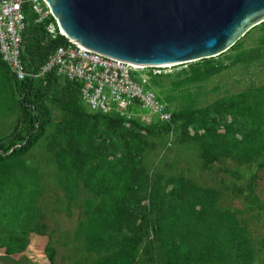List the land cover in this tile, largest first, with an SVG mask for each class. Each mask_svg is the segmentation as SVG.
I'll return each mask as SVG.
<instances>
[{
	"label": "trees",
	"instance_id": "obj_1",
	"mask_svg": "<svg viewBox=\"0 0 264 264\" xmlns=\"http://www.w3.org/2000/svg\"><path fill=\"white\" fill-rule=\"evenodd\" d=\"M25 12L22 60L35 73L66 38L48 33L56 23L52 15L37 22L29 5ZM254 31L261 34L259 47L246 51L243 39ZM244 38L217 58L153 77L151 86L172 119L152 125L87 110L80 84L56 73L19 81L0 57V249L7 256L24 252L27 235L46 228L38 222L40 167L30 164L43 146L65 194L76 200L84 188L91 195L76 232L84 249L97 255L87 264H138L142 254L155 264H254L247 227L219 208L220 189L166 172L168 163L151 168L147 162L159 146L168 148L173 132L178 145H196L204 168L229 161L256 165L255 190L264 172V85L206 107L197 106L198 95L190 91L231 67L263 59L264 23ZM179 101L181 106L172 109ZM47 252L54 264L55 248Z\"/></svg>",
	"mask_w": 264,
	"mask_h": 264
},
{
	"label": "rangeland",
	"instance_id": "obj_2",
	"mask_svg": "<svg viewBox=\"0 0 264 264\" xmlns=\"http://www.w3.org/2000/svg\"><path fill=\"white\" fill-rule=\"evenodd\" d=\"M260 35L258 31H254L244 38V49L251 51L259 47ZM180 69L182 66H171L162 68L161 72L176 73ZM168 82L165 80L166 84ZM262 85H264V58L255 60L249 66L231 67L200 87H192L190 91L194 96L198 95L197 106L206 107L219 98ZM169 91L167 88L166 92ZM84 106L87 110L89 109L86 105ZM180 106L181 101L173 105L172 109ZM139 113H146V111H139ZM54 114H58V111L54 110ZM170 140L173 142L168 144L167 149L159 146L150 153L147 158L148 165L152 168L159 163L163 167L164 163H168L171 166L164 165L166 172L187 177L200 186L220 189L223 196L219 201V208L234 213L247 227L251 247L255 250L254 264H264V172L260 173L254 190L252 176L256 171V165L246 167L229 161L223 165L204 168L199 160L195 144L178 145L174 135ZM30 159L32 166L40 167L41 194L38 197V207L41 216L38 222L40 225L44 224L46 228L40 226L38 228L41 231L40 234L30 232L27 235V248L24 252L7 256L5 248L0 249V264H52L47 252L49 246L56 250L54 264L92 262L97 255L87 252L83 247L85 242L76 239L79 222L85 218V200L91 195L84 188L80 190L76 200H72L65 194L57 182L55 164L43 146L35 150ZM160 160L162 161L159 162ZM251 191L254 192L250 197ZM77 260L82 261L77 262ZM138 264L155 263H149L142 254Z\"/></svg>",
	"mask_w": 264,
	"mask_h": 264
},
{
	"label": "water",
	"instance_id": "obj_3",
	"mask_svg": "<svg viewBox=\"0 0 264 264\" xmlns=\"http://www.w3.org/2000/svg\"><path fill=\"white\" fill-rule=\"evenodd\" d=\"M66 40L112 59L176 67L227 53L264 23V0H45Z\"/></svg>",
	"mask_w": 264,
	"mask_h": 264
},
{
	"label": "built area",
	"instance_id": "obj_4",
	"mask_svg": "<svg viewBox=\"0 0 264 264\" xmlns=\"http://www.w3.org/2000/svg\"><path fill=\"white\" fill-rule=\"evenodd\" d=\"M26 5L38 15L37 22L51 15L45 0H0V57L17 80L56 73L80 84L82 101L92 112L140 119L146 125L157 120L171 122L168 105L151 86L153 77L160 75L163 67L118 61L66 40L50 53L39 71L30 72L22 60L28 28ZM47 31L54 39L65 36L57 22L51 23Z\"/></svg>",
	"mask_w": 264,
	"mask_h": 264
},
{
	"label": "bare ground",
	"instance_id": "obj_5",
	"mask_svg": "<svg viewBox=\"0 0 264 264\" xmlns=\"http://www.w3.org/2000/svg\"><path fill=\"white\" fill-rule=\"evenodd\" d=\"M168 67H171V66H168Z\"/></svg>",
	"mask_w": 264,
	"mask_h": 264
}]
</instances>
